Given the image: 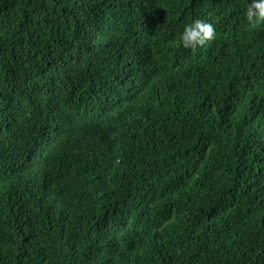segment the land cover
Returning a JSON list of instances; mask_svg holds the SVG:
<instances>
[{
	"label": "trees",
	"instance_id": "obj_1",
	"mask_svg": "<svg viewBox=\"0 0 264 264\" xmlns=\"http://www.w3.org/2000/svg\"><path fill=\"white\" fill-rule=\"evenodd\" d=\"M249 3L0 0V264H264Z\"/></svg>",
	"mask_w": 264,
	"mask_h": 264
},
{
	"label": "clouds",
	"instance_id": "obj_2",
	"mask_svg": "<svg viewBox=\"0 0 264 264\" xmlns=\"http://www.w3.org/2000/svg\"><path fill=\"white\" fill-rule=\"evenodd\" d=\"M245 15L250 24L264 23V0H250ZM214 38V26L211 23L196 20L185 27L180 36L179 45L185 49L195 50L198 46H202Z\"/></svg>",
	"mask_w": 264,
	"mask_h": 264
}]
</instances>
